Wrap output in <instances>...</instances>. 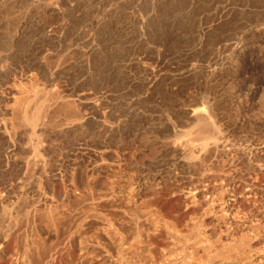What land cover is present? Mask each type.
<instances>
[{"label": "rangeland", "instance_id": "rangeland-1", "mask_svg": "<svg viewBox=\"0 0 264 264\" xmlns=\"http://www.w3.org/2000/svg\"><path fill=\"white\" fill-rule=\"evenodd\" d=\"M0 264H264V0H0Z\"/></svg>", "mask_w": 264, "mask_h": 264}, {"label": "bare ground", "instance_id": "bare-ground-1", "mask_svg": "<svg viewBox=\"0 0 264 264\" xmlns=\"http://www.w3.org/2000/svg\"><path fill=\"white\" fill-rule=\"evenodd\" d=\"M194 110V109H193ZM195 110H197V109H195ZM203 112V111H202ZM195 113V112H194ZM199 113V112H198Z\"/></svg>", "mask_w": 264, "mask_h": 264}]
</instances>
